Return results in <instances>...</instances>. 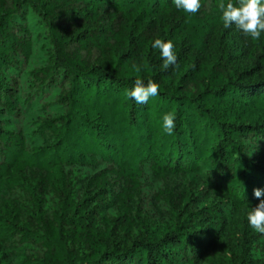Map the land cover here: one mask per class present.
<instances>
[{
	"label": "trees",
	"instance_id": "trees-1",
	"mask_svg": "<svg viewBox=\"0 0 264 264\" xmlns=\"http://www.w3.org/2000/svg\"><path fill=\"white\" fill-rule=\"evenodd\" d=\"M200 2L0 0V264H219L230 213L264 200V43Z\"/></svg>",
	"mask_w": 264,
	"mask_h": 264
},
{
	"label": "clouds",
	"instance_id": "clouds-1",
	"mask_svg": "<svg viewBox=\"0 0 264 264\" xmlns=\"http://www.w3.org/2000/svg\"><path fill=\"white\" fill-rule=\"evenodd\" d=\"M177 9H182L189 14H196L200 11L202 5L200 0H173ZM219 8L222 12L221 19L224 28H230L235 25L236 29L241 31L245 37L252 40H259L264 33V0H237L234 4L228 0L227 4L221 3ZM154 49H159L162 68L167 70L170 66L177 64V54L172 40L155 39L152 44ZM136 71H140V67ZM160 85L152 79L145 83L142 79H136L134 87L127 91V96L137 104H147L153 97L159 95ZM176 128V116L169 112L163 116V129L168 135H173ZM238 156V154H237ZM239 158V157H238ZM254 196L259 199L264 190L256 188L253 190ZM247 220L257 233L264 234V200L254 208L250 209Z\"/></svg>",
	"mask_w": 264,
	"mask_h": 264
},
{
	"label": "rangeland",
	"instance_id": "rangeland-1",
	"mask_svg": "<svg viewBox=\"0 0 264 264\" xmlns=\"http://www.w3.org/2000/svg\"><path fill=\"white\" fill-rule=\"evenodd\" d=\"M260 39L264 43V33L261 34ZM172 42L178 46V40L172 39ZM176 180L175 176L169 174L166 183L174 185ZM187 188L184 186V190ZM191 189L205 190V200L209 202H218L227 197L224 190L207 181L193 182ZM258 204L253 201H243L230 213L225 223V233L213 241L210 252L219 264H264V234L257 233L247 220L249 210L254 209Z\"/></svg>",
	"mask_w": 264,
	"mask_h": 264
}]
</instances>
